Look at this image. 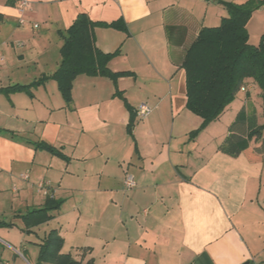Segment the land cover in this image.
Here are the masks:
<instances>
[{
  "label": "crops",
  "instance_id": "obj_1",
  "mask_svg": "<svg viewBox=\"0 0 264 264\" xmlns=\"http://www.w3.org/2000/svg\"><path fill=\"white\" fill-rule=\"evenodd\" d=\"M27 1L20 14L19 0H0V221L13 224L0 225V264H50L38 255L51 231L60 252L82 264H264V155L250 151L255 141L237 157L219 151L233 113L190 136L202 119L186 107L181 67L200 30L227 17L223 2L247 0ZM79 13L125 25L96 28L95 44L119 51L111 72L130 73L115 81L79 75L67 104L55 80L33 83L58 69ZM168 26L183 29L179 45ZM13 86L27 88L5 90ZM254 86L249 80L241 104L261 125ZM141 103L151 109L143 120ZM48 200L57 205L51 218L26 228L20 216Z\"/></svg>",
  "mask_w": 264,
  "mask_h": 264
},
{
  "label": "trees",
  "instance_id": "obj_2",
  "mask_svg": "<svg viewBox=\"0 0 264 264\" xmlns=\"http://www.w3.org/2000/svg\"><path fill=\"white\" fill-rule=\"evenodd\" d=\"M227 17L216 27H204L185 50L181 64L185 73L186 107L202 119L201 126L190 133L195 136L209 123L217 120L227 105L236 97L249 80L260 90V99L264 106V44L254 46L248 42L246 25L252 13L264 5V0H247L242 4L223 2ZM2 17L0 15V21ZM98 27H112L125 30L120 21L110 23L92 21L84 13H79L63 37L60 49L61 62L58 69L49 77L39 79L33 84L47 79L56 81L64 101L71 102L72 83L79 75L117 78L130 72H111L108 63L118 54L103 53L95 44L94 30ZM168 38L176 44L181 43L184 31L181 27H166ZM25 86H13L7 92L24 90ZM129 130L133 127L131 120ZM251 141L256 145L250 151L264 155V124H258L255 109L247 111L245 106L238 112L235 120L228 127V134L219 151L230 157H237L248 150ZM39 147L51 154L63 157L52 147L40 143ZM48 200L41 209L28 211L20 216L26 228H33L47 222L50 212L57 205ZM0 225L13 226L0 221ZM0 246L1 243H0ZM38 263L82 264L69 254L60 252L62 239L57 232L51 231L39 246Z\"/></svg>",
  "mask_w": 264,
  "mask_h": 264
},
{
  "label": "rangeland",
  "instance_id": "obj_3",
  "mask_svg": "<svg viewBox=\"0 0 264 264\" xmlns=\"http://www.w3.org/2000/svg\"><path fill=\"white\" fill-rule=\"evenodd\" d=\"M252 18V19H251ZM251 24L249 26V30H252V36H253V41L255 42L254 44L258 46L259 44L263 43L264 44V5L255 10L251 17ZM249 19V20H250ZM259 88L257 86L251 87L249 90V93H251L253 96H257V92H259ZM260 94V92H259ZM245 93L243 91H239L236 95V97L227 105L225 108V111L223 113V118L220 119L219 123H224L226 120V117L230 115V113H233L237 115V113L241 110L242 104H241V99L245 97ZM260 97V96H259ZM261 101V99H258ZM259 101L254 102V105L259 108ZM247 111H249L251 108L247 107ZM257 109V110H258ZM233 110V111H232ZM264 189V187H263ZM3 219H6L5 217H1Z\"/></svg>",
  "mask_w": 264,
  "mask_h": 264
},
{
  "label": "built area",
  "instance_id": "obj_4",
  "mask_svg": "<svg viewBox=\"0 0 264 264\" xmlns=\"http://www.w3.org/2000/svg\"><path fill=\"white\" fill-rule=\"evenodd\" d=\"M30 4L27 0H19V3H18V12L20 14H22L27 8H29ZM33 27L36 29L37 28V25L34 24ZM3 61V55L1 53V50H0V63ZM241 91H245V88H241ZM151 113V109L150 107L145 104V103H141L138 108L136 109V115L138 117V119H145L149 116V114ZM20 178L21 179H24V180H27L29 178L28 174L24 173L22 175H20ZM125 186L129 189L131 187L134 186V182H133V178L131 176H128L125 180ZM36 188H37V191L42 193L45 191V184L43 182H38L36 184ZM4 264H8V263H4Z\"/></svg>",
  "mask_w": 264,
  "mask_h": 264
},
{
  "label": "water",
  "instance_id": "obj_5",
  "mask_svg": "<svg viewBox=\"0 0 264 264\" xmlns=\"http://www.w3.org/2000/svg\"><path fill=\"white\" fill-rule=\"evenodd\" d=\"M243 264H251V263L247 261V262H245V263H243Z\"/></svg>",
  "mask_w": 264,
  "mask_h": 264
}]
</instances>
